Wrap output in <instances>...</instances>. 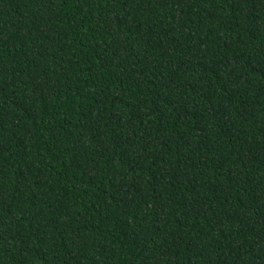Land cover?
<instances>
[{
    "label": "trees",
    "instance_id": "trees-1",
    "mask_svg": "<svg viewBox=\"0 0 264 264\" xmlns=\"http://www.w3.org/2000/svg\"><path fill=\"white\" fill-rule=\"evenodd\" d=\"M0 264H264V0H0Z\"/></svg>",
    "mask_w": 264,
    "mask_h": 264
}]
</instances>
